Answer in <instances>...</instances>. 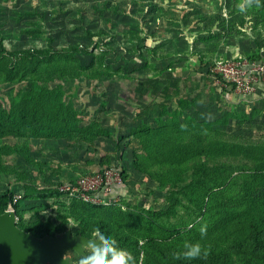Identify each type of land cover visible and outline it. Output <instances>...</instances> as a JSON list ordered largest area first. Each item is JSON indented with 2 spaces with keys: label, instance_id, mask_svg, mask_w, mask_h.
<instances>
[{
  "label": "rangeland",
  "instance_id": "374dc122",
  "mask_svg": "<svg viewBox=\"0 0 264 264\" xmlns=\"http://www.w3.org/2000/svg\"><path fill=\"white\" fill-rule=\"evenodd\" d=\"M119 8L113 0H0V47L10 53L41 49L53 39L57 49L76 54L47 72L0 86V111H20L26 100L51 126L63 122L51 121L59 114L72 115L77 127L86 130L74 138L0 140L20 152L24 148L41 164H30L14 150L3 157L0 194L12 191L14 200L23 202L18 226H30L37 218L63 224L59 204L75 199L27 198L28 190L53 189L114 166L128 178L124 198L113 205L156 234L167 230V235L187 236L189 230L199 233L203 227L207 232L224 224L234 228L238 220L264 215V186L247 179L264 165V98L229 102L204 73L205 61L189 57L188 49L178 53L177 48L147 45L149 34L137 29L134 15H123ZM256 41L257 50H264ZM250 50L231 58L253 54ZM92 54L96 60L88 69ZM96 73L108 76L91 77ZM135 156L153 177L137 171ZM195 163L206 164L212 180H233L211 191L184 192V185L196 179ZM174 184L178 192L173 194ZM174 199L180 202L175 217H154L168 211ZM77 225L70 220L66 230ZM67 256L77 264L78 254Z\"/></svg>",
  "mask_w": 264,
  "mask_h": 264
},
{
  "label": "trees",
  "instance_id": "16d2710c",
  "mask_svg": "<svg viewBox=\"0 0 264 264\" xmlns=\"http://www.w3.org/2000/svg\"><path fill=\"white\" fill-rule=\"evenodd\" d=\"M74 53V51L72 52ZM77 53V52H76ZM75 53L57 49L53 45V39L49 40L47 48L27 49L24 51L8 52L4 46L0 47V86H5L9 83H18L27 80L30 74L47 72L52 68H56L61 59L66 58L69 62L75 57ZM260 55V51H256L246 57L256 59ZM93 58L92 64L88 67H93L96 58ZM9 58L10 64L5 63ZM77 62V61H76ZM79 64V63H78ZM213 64V63H212ZM207 64L203 69L204 73L210 76ZM200 71V69H199ZM108 76V74H94L91 77L100 78ZM110 77L113 74L109 73ZM211 77V76H210ZM221 94L223 92L221 91ZM65 114V113H64ZM66 115V114H65ZM58 126H51L47 123L42 112H38L34 106H28L26 100L23 102V107L20 111L2 109L0 111V140L3 138L14 137L16 140L30 138L37 139L41 137H76L81 135L86 130L80 129L76 125L75 116L65 117L59 114L56 119L51 121H59ZM41 120H45L42 124ZM29 140V141H30ZM118 147V142H115ZM14 150L16 153H21L27 157L26 160L35 166H40L39 162L32 160L23 148L22 152L18 148L0 144V174L5 172L3 157L6 153ZM204 152L202 151L201 154ZM161 162L163 159L158 158ZM153 160H156L153 158ZM134 166L138 172L152 176L149 170L140 163L138 156L134 158ZM206 164L195 163L194 171L195 181L186 186L184 192L202 188L211 191L213 186H225L232 177L227 179L212 180L206 175ZM153 177V176H152ZM254 182H259L260 186H264V165L258 171H252L251 175H247V179ZM128 175L123 171V180L126 182ZM258 183V184H259ZM172 193H177L175 187ZM15 193L12 191L0 194V215L4 214L14 203ZM64 196L56 188H41L28 190L27 198L39 200H49L56 197ZM18 202V201H17ZM22 201L14 204V209L18 219H23V213L20 211ZM179 200L174 199L171 208L163 214L155 215L154 217H165L170 220L177 215L176 207L179 205ZM59 219L63 224L55 225L52 220L44 221L41 218L25 228L20 227L27 232L32 233L35 237L43 238L46 235L53 236L57 233L65 231L70 220L77 222V227L72 230L75 235H82L86 238H91L97 227L104 229L112 235L123 248L130 250L135 259L136 264H264V215L252 216L248 220H238L234 228L229 226L208 230L202 236L201 232L188 231V235L184 236L179 232L172 235H167V230H163V234H156L152 231L144 230L138 226V222L129 216L128 212H123L116 205L104 206L93 205L86 203L77 198L70 203L61 202L58 207ZM185 242L200 243L203 249L207 250V255L195 260H186L181 256L176 259V256L184 251L183 245ZM141 253L143 254L141 257Z\"/></svg>",
  "mask_w": 264,
  "mask_h": 264
},
{
  "label": "crops",
  "instance_id": "0c3cea01",
  "mask_svg": "<svg viewBox=\"0 0 264 264\" xmlns=\"http://www.w3.org/2000/svg\"><path fill=\"white\" fill-rule=\"evenodd\" d=\"M113 1L120 6L121 14L134 15L137 29L149 34L145 40L147 45L177 48L178 53L188 49L189 57L199 63L205 61L204 68L210 61L223 57L233 59L235 53L242 54L249 47L250 52L260 51L256 40L264 45V0H252L250 7L248 0H128L129 7H126L127 0ZM241 5L245 7L243 12ZM228 40L231 43H222ZM223 46L231 49L223 50ZM235 46L239 48L233 49ZM263 54L261 50L260 55ZM217 88L229 102H246L233 100ZM261 92L247 101L263 99L264 91Z\"/></svg>",
  "mask_w": 264,
  "mask_h": 264
},
{
  "label": "built area",
  "instance_id": "2783aa9c",
  "mask_svg": "<svg viewBox=\"0 0 264 264\" xmlns=\"http://www.w3.org/2000/svg\"><path fill=\"white\" fill-rule=\"evenodd\" d=\"M208 70L213 83L233 100L247 101L264 91V54L256 59L242 56L219 60L210 65ZM56 189L64 196L104 206L119 203L126 190L123 169L120 166L104 168L74 182L58 184ZM16 203L17 199L9 209Z\"/></svg>",
  "mask_w": 264,
  "mask_h": 264
},
{
  "label": "water",
  "instance_id": "95a60500",
  "mask_svg": "<svg viewBox=\"0 0 264 264\" xmlns=\"http://www.w3.org/2000/svg\"><path fill=\"white\" fill-rule=\"evenodd\" d=\"M86 237L72 228L62 234L35 237L18 226L15 209L0 215V264H72L67 256L77 251ZM87 248V246H85Z\"/></svg>",
  "mask_w": 264,
  "mask_h": 264
},
{
  "label": "clouds",
  "instance_id": "9594fccd",
  "mask_svg": "<svg viewBox=\"0 0 264 264\" xmlns=\"http://www.w3.org/2000/svg\"><path fill=\"white\" fill-rule=\"evenodd\" d=\"M251 3L252 0H248L249 7ZM240 11H245L244 5L240 6ZM200 232L203 236L205 228L202 227ZM183 248L184 251L178 254L176 259L183 256L186 260H195L201 255L206 256L208 254L200 243L185 242ZM77 251L79 252L77 264H136L133 253L121 247L112 235L99 227L96 228L91 238L81 243ZM142 255L141 253V257Z\"/></svg>",
  "mask_w": 264,
  "mask_h": 264
}]
</instances>
